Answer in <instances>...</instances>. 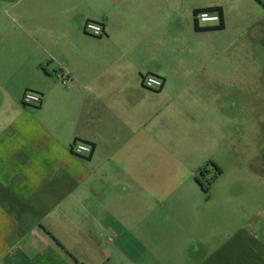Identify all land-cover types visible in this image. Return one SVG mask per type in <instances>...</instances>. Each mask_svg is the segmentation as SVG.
<instances>
[{
  "label": "crops",
  "instance_id": "crops-1",
  "mask_svg": "<svg viewBox=\"0 0 264 264\" xmlns=\"http://www.w3.org/2000/svg\"><path fill=\"white\" fill-rule=\"evenodd\" d=\"M212 7L223 9L220 22L198 23L194 12ZM251 8L261 11L243 22ZM89 20L102 36L84 31ZM246 30L264 50L263 0H0V264H175L147 219L148 158L183 150L174 134L205 150L213 117L229 120ZM144 74L162 89L145 88ZM26 91L42 102L24 105ZM75 141L91 155H74ZM118 221L141 238L142 261L132 248L114 261L103 246ZM185 264H264V228L243 227Z\"/></svg>",
  "mask_w": 264,
  "mask_h": 264
},
{
  "label": "rangeland",
  "instance_id": "rangeland-1",
  "mask_svg": "<svg viewBox=\"0 0 264 264\" xmlns=\"http://www.w3.org/2000/svg\"><path fill=\"white\" fill-rule=\"evenodd\" d=\"M261 10L247 9L240 19L250 22ZM253 32L246 30L239 36L236 49L243 59L244 86L229 85V120L221 124L213 117L207 128L214 136L211 142L207 140L206 149L198 140L174 134L175 144L185 146L183 150L170 147L148 158L147 219L164 232L163 238L155 239L170 248L164 254L168 262L193 263L216 251L243 227L259 233L264 228V172L262 161H256L264 149V50L253 44ZM115 193L122 198L123 187ZM132 224L134 229L143 225L140 219ZM115 230L100 238L113 252V260L123 261L119 249L132 248L130 256L142 261L137 254L141 238L124 234L120 221ZM109 239L115 245H108Z\"/></svg>",
  "mask_w": 264,
  "mask_h": 264
},
{
  "label": "built area",
  "instance_id": "built-area-1",
  "mask_svg": "<svg viewBox=\"0 0 264 264\" xmlns=\"http://www.w3.org/2000/svg\"><path fill=\"white\" fill-rule=\"evenodd\" d=\"M198 23H218L221 20V16L218 12L202 11L196 15ZM84 31L92 37H100L104 33V29L101 24L94 21H87L84 25ZM60 80L63 85H67L68 76L60 74ZM142 84L149 90H160L164 85V80L158 76L152 74H144L142 78ZM42 102V95L33 91H26L22 96V103L26 106L39 105ZM72 153L79 157L89 156L93 151V147L82 141H75L72 145Z\"/></svg>",
  "mask_w": 264,
  "mask_h": 264
},
{
  "label": "trees",
  "instance_id": "trees-1",
  "mask_svg": "<svg viewBox=\"0 0 264 264\" xmlns=\"http://www.w3.org/2000/svg\"><path fill=\"white\" fill-rule=\"evenodd\" d=\"M202 11L218 12L220 14L221 18L223 17V9L221 7H212V8H207V9L196 10L194 12V14L197 15L198 13H200ZM223 27H224V24L221 21V23L217 27V29H222ZM196 28L198 29L197 25H196ZM200 173H203V170H201ZM198 181H199V178H198Z\"/></svg>",
  "mask_w": 264,
  "mask_h": 264
},
{
  "label": "flooded vegetation",
  "instance_id": "flooded-vegetation-1",
  "mask_svg": "<svg viewBox=\"0 0 264 264\" xmlns=\"http://www.w3.org/2000/svg\"><path fill=\"white\" fill-rule=\"evenodd\" d=\"M260 160L262 161V165L264 166V156L263 153L261 152V154L259 153L258 157H256V161L259 163ZM218 168V167H217ZM221 169H219L220 171Z\"/></svg>",
  "mask_w": 264,
  "mask_h": 264
}]
</instances>
